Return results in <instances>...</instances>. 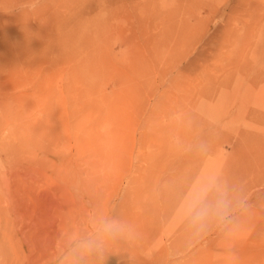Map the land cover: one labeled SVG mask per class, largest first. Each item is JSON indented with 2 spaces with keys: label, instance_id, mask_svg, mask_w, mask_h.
Returning a JSON list of instances; mask_svg holds the SVG:
<instances>
[{
  "label": "rangeland",
  "instance_id": "374dc122",
  "mask_svg": "<svg viewBox=\"0 0 264 264\" xmlns=\"http://www.w3.org/2000/svg\"><path fill=\"white\" fill-rule=\"evenodd\" d=\"M199 137L252 212L189 249L152 188ZM98 207L136 229L105 264H264V0H0V264Z\"/></svg>",
  "mask_w": 264,
  "mask_h": 264
},
{
  "label": "clouds",
  "instance_id": "9594fccd",
  "mask_svg": "<svg viewBox=\"0 0 264 264\" xmlns=\"http://www.w3.org/2000/svg\"><path fill=\"white\" fill-rule=\"evenodd\" d=\"M173 145L186 163L152 188V199L164 207L165 218L189 249L213 233L226 239L238 236L252 212L244 182L223 168L203 166L211 152L207 139L199 137L191 143L176 139ZM135 234V226L124 217L94 208L79 231L61 236L53 264H105L107 256Z\"/></svg>",
  "mask_w": 264,
  "mask_h": 264
},
{
  "label": "bare ground",
  "instance_id": "6f19581e",
  "mask_svg": "<svg viewBox=\"0 0 264 264\" xmlns=\"http://www.w3.org/2000/svg\"><path fill=\"white\" fill-rule=\"evenodd\" d=\"M242 11H244V10H242ZM191 21H192V20H191ZM191 21H190V22H191ZM190 26H191V25H190ZM187 36H188V35H187ZM184 38H185V37H184Z\"/></svg>",
  "mask_w": 264,
  "mask_h": 264
}]
</instances>
